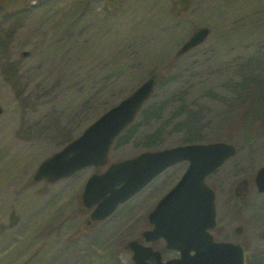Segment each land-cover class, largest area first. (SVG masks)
I'll return each mask as SVG.
<instances>
[{
    "label": "rangeland",
    "instance_id": "1",
    "mask_svg": "<svg viewBox=\"0 0 264 264\" xmlns=\"http://www.w3.org/2000/svg\"><path fill=\"white\" fill-rule=\"evenodd\" d=\"M200 27L204 40L177 55ZM155 75L109 162L194 142L237 145L208 178L213 234L242 243L247 264H264V195L252 181L264 164V0H0V264H133L126 243L143 242L148 211L186 162L91 226L79 207L92 167L56 182L32 177ZM242 178L245 200L233 192Z\"/></svg>",
    "mask_w": 264,
    "mask_h": 264
},
{
    "label": "water",
    "instance_id": "2",
    "mask_svg": "<svg viewBox=\"0 0 264 264\" xmlns=\"http://www.w3.org/2000/svg\"><path fill=\"white\" fill-rule=\"evenodd\" d=\"M206 34V28L198 29L178 53L200 43ZM155 82L153 77L146 79L103 112L79 136L42 160L33 179L54 182L83 167L105 164L114 138L132 122L151 95ZM235 152L236 147L224 141L143 151L112 163L102 173L92 174L85 183L82 200L86 207L96 205L91 219H103L163 169L187 160L189 164L182 177L149 214L154 227L142 233L146 241L164 238L166 247L178 250L180 255L162 261L159 250L131 240L127 247L133 251L134 264H152L148 260L150 257L157 264H244L240 244L213 241L209 229L216 225L215 194L205 183V177ZM255 181L258 189L264 191V165L258 170Z\"/></svg>",
    "mask_w": 264,
    "mask_h": 264
},
{
    "label": "flooded vegetation",
    "instance_id": "3",
    "mask_svg": "<svg viewBox=\"0 0 264 264\" xmlns=\"http://www.w3.org/2000/svg\"><path fill=\"white\" fill-rule=\"evenodd\" d=\"M252 181H255V174L254 176H252ZM249 185H250V181H249ZM250 189V186H249ZM233 191L240 195L242 198L246 197L247 193H248V185H247V180L245 178H242L240 180H238L233 188ZM159 200V199H158ZM158 200L154 203V205L152 206L151 210L154 209V207L156 206ZM245 200V199H243ZM150 227H152V225L150 224ZM242 231V226H240L238 228L237 232H241ZM242 233V232H241ZM159 241V240H158Z\"/></svg>",
    "mask_w": 264,
    "mask_h": 264
},
{
    "label": "trees",
    "instance_id": "4",
    "mask_svg": "<svg viewBox=\"0 0 264 264\" xmlns=\"http://www.w3.org/2000/svg\"><path fill=\"white\" fill-rule=\"evenodd\" d=\"M129 129V128H128Z\"/></svg>",
    "mask_w": 264,
    "mask_h": 264
}]
</instances>
